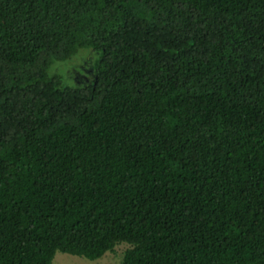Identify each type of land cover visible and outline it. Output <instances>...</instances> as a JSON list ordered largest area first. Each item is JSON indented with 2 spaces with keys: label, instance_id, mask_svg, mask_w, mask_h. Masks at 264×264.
<instances>
[{
  "label": "trees",
  "instance_id": "16d2710c",
  "mask_svg": "<svg viewBox=\"0 0 264 264\" xmlns=\"http://www.w3.org/2000/svg\"><path fill=\"white\" fill-rule=\"evenodd\" d=\"M119 245L264 264V0H0V264Z\"/></svg>",
  "mask_w": 264,
  "mask_h": 264
},
{
  "label": "rangeland",
  "instance_id": "374dc122",
  "mask_svg": "<svg viewBox=\"0 0 264 264\" xmlns=\"http://www.w3.org/2000/svg\"><path fill=\"white\" fill-rule=\"evenodd\" d=\"M98 56V53L92 49L82 48L72 59L55 63L51 73L52 75L61 74L66 85L85 87L94 79V65ZM54 68L56 72L53 71ZM125 248L126 245H119L113 252H109L95 261L58 252L52 264H121Z\"/></svg>",
  "mask_w": 264,
  "mask_h": 264
}]
</instances>
